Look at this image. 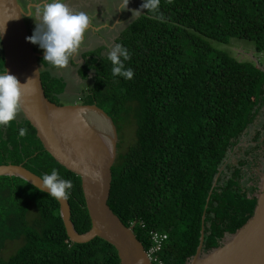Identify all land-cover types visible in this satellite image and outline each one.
Instances as JSON below:
<instances>
[{"label": "trees", "instance_id": "trees-1", "mask_svg": "<svg viewBox=\"0 0 264 264\" xmlns=\"http://www.w3.org/2000/svg\"><path fill=\"white\" fill-rule=\"evenodd\" d=\"M160 11L163 21L143 13L117 40L131 54L124 62L134 71L131 79L113 76L111 61L99 50L83 57L78 74L86 81L93 73L83 105L101 109L118 135L130 119L135 124V140L112 168L109 208L124 226L135 223L133 233L145 251L152 246V232L165 233L158 258L163 264H185L200 244L203 215L206 253L254 213L257 186L248 177L247 158L254 148L234 165L226 161L258 120L252 142L264 135V71L253 61L215 49L208 40L243 39L263 53L264 0H161ZM38 63L45 96L55 103L65 84L45 70L55 67L43 58ZM21 128L27 135H19ZM2 165H22L40 178L56 169L71 180V221L79 234L90 230L80 178L44 150L26 120L0 127ZM31 207L36 214L30 220ZM13 241L22 245L4 260L1 252ZM0 264L120 262L116 250L99 238L72 243L53 197L20 178L0 177Z\"/></svg>", "mask_w": 264, "mask_h": 264}, {"label": "water", "instance_id": "water-1", "mask_svg": "<svg viewBox=\"0 0 264 264\" xmlns=\"http://www.w3.org/2000/svg\"><path fill=\"white\" fill-rule=\"evenodd\" d=\"M26 18L27 14L18 0H0V50L4 69L20 83L34 77L26 86L27 95L20 112L35 129L44 150L81 180L91 222L88 232L79 234L71 221L68 201L60 202L54 198L59 204L60 217L69 240L74 244H87L99 238L116 250L120 264H151L132 228L124 226L108 206L112 168L118 156L116 126L96 105L60 106L46 98L38 63L44 52H36L34 45L26 39L30 36ZM94 116L106 122L108 130L105 134L91 122L90 118ZM223 168L214 180L207 204ZM0 177L20 178L48 194L47 190L42 191L39 187L42 178L22 165L0 166ZM258 178L252 217L234 234H225L217 248L203 253V215L200 244L196 254L185 264H264V172H258Z\"/></svg>", "mask_w": 264, "mask_h": 264}, {"label": "clouds", "instance_id": "clouds-1", "mask_svg": "<svg viewBox=\"0 0 264 264\" xmlns=\"http://www.w3.org/2000/svg\"><path fill=\"white\" fill-rule=\"evenodd\" d=\"M128 3L129 0H123L122 10L127 9ZM160 3L161 0H142L140 9L133 10L132 15L150 13L157 20L163 21L165 18L160 11ZM168 3H172V0H168ZM38 12L41 22L36 24L33 34L26 39L43 50V61L57 69L65 68L70 58L79 50L89 29L90 18L85 12L70 9L64 0H47L42 11ZM107 58L113 65V76L125 79L134 76L131 68H125L124 62L131 60V54L126 47L119 43L115 44ZM33 78L20 83L6 69L0 71V127L6 128L16 119L27 95L26 86ZM19 135L22 137L27 135V129L21 128ZM40 181V189L47 190L48 195L56 200L66 202L69 199L73 183L71 180L63 179L56 169L44 175Z\"/></svg>", "mask_w": 264, "mask_h": 264}, {"label": "crops", "instance_id": "crops-1", "mask_svg": "<svg viewBox=\"0 0 264 264\" xmlns=\"http://www.w3.org/2000/svg\"><path fill=\"white\" fill-rule=\"evenodd\" d=\"M22 1L27 14L26 25L32 35L36 24L41 22L38 10L42 11L47 0ZM64 2L75 12H85L90 18V26L79 50L70 58L65 68L45 70L52 77L63 80L65 90L59 97L72 95L80 100L85 81L79 77L78 70L83 65V57L98 50L102 51L101 57H108V53L117 44L120 35L143 15H132L133 10L140 9L142 0H129L126 10H122L123 0H64Z\"/></svg>", "mask_w": 264, "mask_h": 264}, {"label": "rangeland", "instance_id": "rangeland-1", "mask_svg": "<svg viewBox=\"0 0 264 264\" xmlns=\"http://www.w3.org/2000/svg\"><path fill=\"white\" fill-rule=\"evenodd\" d=\"M19 4L24 8L25 5L22 0H18ZM26 23L28 22L27 19ZM210 45L214 47L217 50L224 51L228 54H230L232 57L236 58L239 61H253L256 63V66L260 68L262 71H264V52L263 53H256L255 52V45L251 41L238 39V38H231L227 43H220L214 40H208ZM34 50L41 51L40 49L34 47ZM40 70L43 68L41 66ZM93 76V73H90L89 79L86 80L82 87V97L84 96V92L88 91L89 85L92 84L91 77ZM82 98L79 100L76 96H65V97H58L55 100V104L60 106H72L75 104H82ZM264 115V114H263ZM17 121L24 120L23 115L19 111L16 116ZM260 120L255 122V127H252L249 129L247 134L243 135L239 144L232 150V153L229 156V160L226 161V164H235L238 156V152L240 151V148H246L250 147L254 144H252L251 140L254 137L255 133L257 132V129L259 127ZM134 132H135V124L132 119H130V123L123 126V129L121 133L119 132L118 135V144H117V154L123 153L127 147L133 143L134 139ZM261 143V142H260ZM262 144V143H261ZM263 145V144H262ZM261 166L258 168H255V170H249L248 175L253 176V173H255L256 176H258V172H264V157L260 159ZM256 178V177H254ZM256 186H258L259 179L255 182ZM36 211L33 207H31V211L29 212V219L31 220L33 217H35ZM22 241H13V242H7L4 249L1 252V258L4 260L9 259L14 253L21 247Z\"/></svg>", "mask_w": 264, "mask_h": 264}, {"label": "flooded vegetation", "instance_id": "flooded-vegetation-1", "mask_svg": "<svg viewBox=\"0 0 264 264\" xmlns=\"http://www.w3.org/2000/svg\"><path fill=\"white\" fill-rule=\"evenodd\" d=\"M23 8V7H22ZM24 9V8H23ZM25 11V10H24ZM31 36V35H30ZM34 45V44H33ZM34 47H36V45H34ZM36 48H38V47H36ZM36 52H38V53H41V51H37L36 50ZM102 55V51H100V56ZM83 64H84V62H83ZM251 142H252V140H251ZM263 144H261V143ZM252 144H254V145H252V146H250V147H252V148H254V150H252V151H250L249 152V154L247 155V158H248V160L249 161H251V169H249V170H255V168H258V167H260L261 166V162H260V159L262 158V157H264V135L260 138V140L259 141H257L256 143H253L252 142ZM257 148V149H256ZM249 148L248 147H246V148H240V151L238 152L239 154H238V156H237V159L241 156V155H244V153L248 150ZM232 153V152H231ZM237 161V160H236ZM249 173V172H248ZM248 177L249 178H254V177H256V178H254V180H255V182L259 179L258 178V176H256L255 175V173H253V176L251 175V176H249L248 175Z\"/></svg>", "mask_w": 264, "mask_h": 264}, {"label": "built area", "instance_id": "built-area-1", "mask_svg": "<svg viewBox=\"0 0 264 264\" xmlns=\"http://www.w3.org/2000/svg\"><path fill=\"white\" fill-rule=\"evenodd\" d=\"M134 226L135 223H132L130 226L132 230ZM166 240H167V235L165 233H161V232L151 233L152 246L148 251H146V254L151 264H163L162 261L158 258V254L161 251L163 244Z\"/></svg>", "mask_w": 264, "mask_h": 264}, {"label": "bare ground", "instance_id": "bare-ground-1", "mask_svg": "<svg viewBox=\"0 0 264 264\" xmlns=\"http://www.w3.org/2000/svg\"><path fill=\"white\" fill-rule=\"evenodd\" d=\"M91 122L94 124V126L99 129L104 134L107 132V124L105 121H103L100 117L94 116L90 118Z\"/></svg>", "mask_w": 264, "mask_h": 264}]
</instances>
